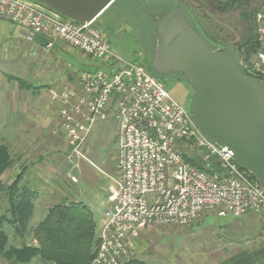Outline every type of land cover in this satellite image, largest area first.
<instances>
[{"label":"built area","instance_id":"1","mask_svg":"<svg viewBox=\"0 0 264 264\" xmlns=\"http://www.w3.org/2000/svg\"><path fill=\"white\" fill-rule=\"evenodd\" d=\"M0 18L24 27L29 39L61 40L107 66L80 71L75 86L50 90L76 154L98 118L113 111L118 120L119 175L90 264L131 260L140 232L154 225H185L210 211L264 212V186L237 164L233 150L200 132L143 57L115 53L96 19L77 21L35 0H0ZM255 21L256 50L249 60L238 58L247 76L264 81V4Z\"/></svg>","mask_w":264,"mask_h":264},{"label":"crops","instance_id":"2","mask_svg":"<svg viewBox=\"0 0 264 264\" xmlns=\"http://www.w3.org/2000/svg\"><path fill=\"white\" fill-rule=\"evenodd\" d=\"M117 2L114 0L98 17L96 22L100 26V23H105L101 18ZM107 22L110 26L111 23ZM103 31L106 36V31ZM27 33L24 27L0 18V124H4L5 129L13 124L16 136L14 148H9L14 164L2 174V180L9 185L19 179L20 190L29 192L33 204L29 228L33 229L55 205L51 202L46 205L43 200L46 206L40 207L41 195H47L52 179L66 169V164L71 166V162L76 167L78 181L67 179L77 187L86 172L84 161H89L110 179L105 195L107 207L110 205L111 170L115 162L117 165L114 153L118 152V120L113 111L98 118L80 145L79 154L74 153L61 127L60 104L51 99L50 90L77 85L78 74L74 73L77 64L84 63L85 70H93L102 67L103 63L98 60L87 63L72 58L67 43L59 40L52 45H42L34 38L29 39ZM100 130H108L112 142L109 153L102 157V167L89 157ZM64 158L71 162L66 163ZM67 195V199L62 197L58 203H85L79 195ZM3 202H8V196L4 195ZM253 213L251 217L258 224L255 233L243 237L241 244H233L229 240L226 245L223 243L224 254L219 264H264V212ZM103 214L98 224L97 215L93 212L98 238L105 220V212ZM30 242L36 243V240L30 239Z\"/></svg>","mask_w":264,"mask_h":264},{"label":"rangeland","instance_id":"3","mask_svg":"<svg viewBox=\"0 0 264 264\" xmlns=\"http://www.w3.org/2000/svg\"><path fill=\"white\" fill-rule=\"evenodd\" d=\"M263 4L264 0H239L233 6H229L227 10L219 11L212 10L213 8L208 6L206 0H118L112 9L101 18L106 24H100L106 31V37L115 53L129 61L138 59V55L143 57L146 68L159 77L165 83L171 96L191 112L194 89L186 78L179 73L162 77L151 67L156 44L161 39L157 31L158 24L176 8L189 15L188 8L198 7L201 23L207 25L212 22L216 25L221 41L225 45L231 46L235 42L241 41L246 33L247 23L244 21V11H254ZM202 12L206 15H202ZM107 21L111 23L110 26ZM256 29L257 24L255 23V33ZM214 43L217 44L216 41ZM68 48L72 58L87 63L95 60L71 46ZM76 67L77 71L74 72L76 74L85 70L84 63L77 64ZM102 68H107V66L103 64ZM3 125L0 124V143H7L8 147L12 146L13 149L16 137L15 127L10 124L5 129ZM107 133L108 130H100L92 153L89 154L95 164L101 167L103 166L102 157L104 158L105 154L109 153L112 146L110 134ZM114 158L116 161L118 160L117 151L114 153ZM64 160L66 163L69 162L68 159L64 158ZM84 164L86 172H84L78 187L67 179L70 174L78 177L75 173L76 167H73L71 162V166L66 164V171L63 169L60 172L59 176L64 180H61L59 176L52 179V186L48 188L46 196L41 195L39 206L43 208L49 202L57 204L62 197H68L67 194L75 197L79 195L91 211L97 215L99 224L107 208L105 195L110 179L89 161H84ZM111 171L113 181L109 186V191L119 175L116 162ZM43 200L46 201V205ZM253 214L251 212L240 216L231 214L221 216L216 211H210L189 224H160L148 227L138 236L134 257L123 264L134 260L146 264H219L224 254V244L228 243L227 240L233 244H241L243 237L255 233L258 224L253 221L254 219L251 217ZM31 264H41V262L37 259Z\"/></svg>","mask_w":264,"mask_h":264},{"label":"water","instance_id":"4","mask_svg":"<svg viewBox=\"0 0 264 264\" xmlns=\"http://www.w3.org/2000/svg\"><path fill=\"white\" fill-rule=\"evenodd\" d=\"M77 21H91L114 0H35ZM152 59L161 75L181 73L194 89L191 115L209 140L233 150L237 164L264 186V81L247 76L236 53L215 48L174 9L158 24ZM34 41L48 45V37Z\"/></svg>","mask_w":264,"mask_h":264},{"label":"trees","instance_id":"5","mask_svg":"<svg viewBox=\"0 0 264 264\" xmlns=\"http://www.w3.org/2000/svg\"><path fill=\"white\" fill-rule=\"evenodd\" d=\"M206 2L212 10L225 11L239 0ZM188 9L190 14L184 13L189 22L212 46L226 48L238 57L243 55L246 60L251 59L257 47L255 15L258 8L244 11L246 33L241 41L231 46L221 41L216 25L212 22L207 25L201 23L198 7ZM13 164L14 158L8 145L0 144V264H31L37 259L41 264H90L100 243L93 212L83 202L57 203L49 209L44 219L30 229L33 204L29 192L20 190L19 179L9 185L2 180V174ZM4 195L8 196L7 203L3 202ZM30 239L36 240V243L30 242ZM126 264L146 263L134 260Z\"/></svg>","mask_w":264,"mask_h":264},{"label":"flooded vegetation","instance_id":"6","mask_svg":"<svg viewBox=\"0 0 264 264\" xmlns=\"http://www.w3.org/2000/svg\"><path fill=\"white\" fill-rule=\"evenodd\" d=\"M151 67L153 68V66H152V63H151ZM153 70H154V68H153ZM155 71V70H154ZM156 72V71H155ZM171 74H173V73H170V74H168V75H165V76H169V75H171ZM177 74V73H176Z\"/></svg>","mask_w":264,"mask_h":264}]
</instances>
